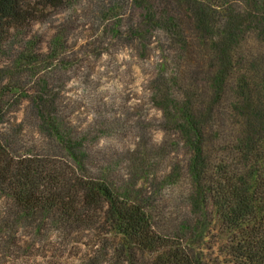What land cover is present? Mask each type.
<instances>
[{
    "label": "trees",
    "instance_id": "trees-1",
    "mask_svg": "<svg viewBox=\"0 0 264 264\" xmlns=\"http://www.w3.org/2000/svg\"><path fill=\"white\" fill-rule=\"evenodd\" d=\"M127 9L99 35L144 56L159 34L148 88L170 148L182 149L187 193L174 216L155 190L85 178L78 146L47 116L40 68L56 61L66 29L42 48L32 26L88 16L97 28ZM0 58V264L49 251H75L68 264H264V0H0ZM24 98L78 175L17 155L22 128L8 114Z\"/></svg>",
    "mask_w": 264,
    "mask_h": 264
},
{
    "label": "rangeland",
    "instance_id": "rangeland-1",
    "mask_svg": "<svg viewBox=\"0 0 264 264\" xmlns=\"http://www.w3.org/2000/svg\"><path fill=\"white\" fill-rule=\"evenodd\" d=\"M130 14L127 9L110 15L97 28L88 16L64 24L32 26L29 35L42 43V48L54 30L66 29L65 44L56 61L40 68L39 76L48 75L47 116L59 136L78 146L85 178H99L114 188L129 185L145 195L155 190L157 206L167 215L179 214L184 211L187 193L182 149L170 148L174 138L162 129L161 113L149 100L148 83L157 71L159 34L149 41L144 56L123 39L99 35L106 27L123 25ZM2 62L0 58V65ZM44 81L27 84L26 94L41 91ZM8 117L10 125L22 128L17 155L47 157L79 174L53 135L41 129L28 98L14 103ZM76 255L75 251L70 256L49 251L26 261L68 264Z\"/></svg>",
    "mask_w": 264,
    "mask_h": 264
}]
</instances>
